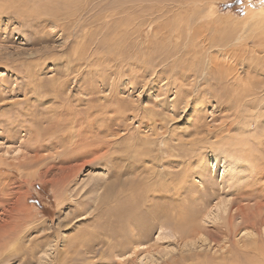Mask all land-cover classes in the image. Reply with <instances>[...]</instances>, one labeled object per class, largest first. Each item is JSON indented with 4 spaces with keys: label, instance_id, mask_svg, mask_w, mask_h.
I'll return each mask as SVG.
<instances>
[{
    "label": "rangeland",
    "instance_id": "rangeland-1",
    "mask_svg": "<svg viewBox=\"0 0 264 264\" xmlns=\"http://www.w3.org/2000/svg\"><path fill=\"white\" fill-rule=\"evenodd\" d=\"M16 1L0 0V255L36 253L5 264L98 239L73 264H263V227L238 212L264 211V0H201L196 20L143 0Z\"/></svg>",
    "mask_w": 264,
    "mask_h": 264
},
{
    "label": "bare ground",
    "instance_id": "bare-ground-1",
    "mask_svg": "<svg viewBox=\"0 0 264 264\" xmlns=\"http://www.w3.org/2000/svg\"><path fill=\"white\" fill-rule=\"evenodd\" d=\"M3 1V0H2ZM19 1V0H18ZM18 1H16V3L18 2ZM23 2V0H20L19 2ZM24 1H26V0H24ZM75 1V0H74ZM121 1H123V0H121ZM140 1V0H139ZM201 0H167V2H165L164 0H143L142 2H139V3H141V4H139V5H134L135 7H142V8H144V6H145V8H147V9H153V11H152V13L151 14H149V15H152V14H157L158 16H160L159 17V19H165V18H167V19H169V17L173 14V15H175L176 17H177V19H178V17L179 16H181L182 14L184 15V13H188V14H190V15H197L196 14V10L201 6V4H202V2H200ZM21 2V3H22ZM138 2V1H137ZM7 3V5H10V2L8 3V2H6ZM12 4H13V2H11ZM43 3V2H42ZM24 4V5H23ZM23 6H21L22 7V10H23V12H26V13H28V14H33V15H36V14H38V11H37V9H36V7H32L33 6V4H30V3H28V2H23ZM57 4V3H56ZM73 4V3H72ZM126 4H128V3H126ZM132 4V3H131ZM3 5V6H2ZM2 5H0V8H3V7H5V5L6 4H2ZM6 5V6H7ZM35 5V4H34ZM71 5V4H70ZM129 5V4H128ZM2 6V7H1ZM20 7V6H19ZM58 7V6H57ZM57 7H55V8H57ZM71 7V6H70ZM129 7V6H128ZM130 7H133V5L132 6H130ZM134 7V8H135ZM9 8V7H8ZM8 8H6V9H8ZM14 8H15V4H14ZM95 8V7H94ZM133 8V9H134ZM16 9H19V8H16ZM36 9V10H35ZM82 9V8H81ZM130 10H131V8H129ZM53 10V9H52ZM144 10H146V9H144ZM6 11V10H5ZM165 11V13H166V16H163V14H162V12H164ZM201 11V10H200ZM52 12V11H51ZM58 12V11H57ZM124 12H125V10H124ZM133 12H135L134 10H133ZM252 12H256V10H254V9H252V8H250V9H248V10H246V15H250V14H253ZM262 12V11H261ZM260 12V13H261ZM142 13H144V12H142ZM148 13H150V12H148ZM55 14H56V12H55ZM148 15V16H149ZM186 15V14H185ZM136 16H138V14L136 15ZM140 16V15H139ZM193 16V17H194ZM199 16V15H198ZM153 17H154V15H153ZM157 17V16H156ZM187 17V16H186ZM186 17H185V19H186ZM135 18H138V17H135ZM149 18V17H148ZM147 18V19H148ZM181 18H184V17H181ZM47 19V18H46ZM139 19H140V17H139ZM151 19V18H150ZM149 19V20H150ZM154 19H156V18H154ZM194 19H195V17H194ZM194 19H193V22H194ZM141 20V19H140ZM175 20V19H174ZM179 20H181V19H179ZM196 20V19H195ZM153 21V20H152ZM152 21L149 23L148 22V25L149 26H151V25H153V23H152ZM188 21H189V19H188ZM201 21V20H200ZM143 22V21H142ZM155 22H156V20H155ZM185 22V24H186V21H184ZM183 22V23H184ZM197 21H195L194 23H196ZM146 23V22H145ZM182 23V24H183ZM176 24H177V21L175 20L174 21V24H172V25H166V27L168 26L169 27V29L171 30V28H173L174 26H176ZM181 24V23H180ZM181 24V25H182ZM191 24H192V22H191ZM198 24V23H197ZM132 26H135V27H137V26H139V24H133ZM144 26V25H143ZM165 26V25H164ZM188 26V25H187ZM140 27V26H139ZM160 27V26H159ZM185 27H186V25H185ZM189 28L192 30V27L191 26H189ZM132 29H133V27H131V29L129 28V30H131V32L133 33V31H132ZM152 29V28H151ZM163 29H165V27L163 28ZM168 29V28H167ZM175 29V28H174ZM173 29V30H174ZM183 29V28H182ZM186 29V28H185ZM169 30V31H170ZM189 30V29H188ZM135 31H136V29H135ZM156 31V30H155ZM158 31V30H157ZM162 31V30H161ZM160 31V32H161ZM193 31H194V28H193ZM166 32V31H165ZM155 33V32H154ZM172 33H174L173 31H172ZM166 34H167V32H166ZM165 34V35H166ZM170 35V34H169ZM166 37V36H165ZM168 37V36H167ZM176 37L178 38V35H176ZM172 39V38H171ZM175 39V38H174ZM77 68V67H76ZM69 69V68H68ZM219 71V74L221 75V76H223V77H226V75H228L229 76V74H226L227 72H221L220 70H218ZM217 71V72H218ZM232 75V74H231ZM227 78V77H226ZM226 78H223V83L226 85V86H228V84H227V82H226ZM229 80V79H228ZM235 80H237L236 78H235ZM220 81H221V79H220ZM239 81V80H238ZM221 85V86H225V85ZM231 84V83H230ZM235 85V84H234ZM243 87V86H242ZM236 88V87H235ZM244 88V87H243ZM221 89V88H220ZM179 90V89H178ZM240 90V89H239ZM232 92V91H231ZM236 92V91H235ZM228 96L229 94H224V96ZM98 96V95H97ZM230 96V95H229ZM235 96V95H234ZM237 99V98H236ZM238 103V102H237ZM261 116V115H260ZM115 118V117H114ZM82 134V133H81ZM240 139V138H239ZM231 140V139H230ZM76 142V141H75ZM239 142V141H238ZM247 144L248 143H245V145L247 146ZM244 145V144H243ZM250 145V144H249ZM242 146V145H241ZM250 147H251V145H250ZM111 148V147H110ZM247 148H249L248 146H247ZM246 148V149H247ZM254 148V147H253ZM78 149H81L82 150V148H78ZM88 149V148H87ZM246 149H245V147H244V149L243 150H245L246 151ZM255 149V148H254ZM243 150H240V151H243ZM248 150H250V149H248ZM256 150V149H255ZM89 151H91V150H89ZM100 152V151H99ZM259 152V151H258ZM74 153V152H73ZM77 153V152H76ZM80 153V152H79ZM81 153H82V151H81ZM86 153V154H85ZM85 153H83V154H85V155H83L84 157L87 155V151L85 152ZM90 153V152H89ZM96 153V152H95ZM243 153V152H242ZM245 153V152H244ZM73 155V154H72ZM65 156V155H64ZM105 156V155H104ZM92 157V156H91ZM69 158V157H68ZM136 158V157H135ZM239 158V157H238ZM255 158H257V157H255ZM86 159V158H85ZM107 159V158H106ZM111 159V158H110ZM242 159H244V161H249V160H254V158H249L248 156H245L244 155V157H241V160ZM264 161V160H263ZM71 162V161H70ZM52 163V162H51ZM67 163V162H66ZM65 163V164H66ZM112 163V162H111ZM84 164V163H83ZM131 165V164H130ZM258 165V164H257ZM255 166V165H254ZM250 168V167H249ZM253 168V167H252ZM255 168H257L256 169V171L258 170V174L259 175H264V162H262L261 164H260V166L259 167H254V169ZM259 168V169H258ZM52 169V168H51ZM62 170H61V172H63V173H61V175H60V178H57V179H60V180H58V182H61V183H65V181L67 180V178H70V177H68V176H73V174L77 171V169H75V168H70V169H68V170H64L63 168H61ZM57 171V170H56ZM250 171H251V169H250ZM123 172V171H122ZM255 175V174H254ZM57 177H59V174H58V176ZM94 180V179H93ZM95 181V180H94ZM69 182V181H68ZM96 182V181H95ZM108 185V184H107ZM106 186V185H105ZM181 186V185H180ZM66 187V186H65ZM130 187V186H129ZM177 187V186H176ZM61 189V188H60ZM175 189V188H174ZM31 191V190H30ZM109 192V191H108ZM179 192V191H178ZM179 194V193H178ZM26 195H28V194H26ZM260 196H262V195H260ZM27 197V196H26ZM106 198V197H105ZM260 198V197H259ZM262 199V198H261ZM263 199H264V197H263ZM262 199V200H263ZM263 202V201H262ZM255 203V202H254ZM254 205V204H253ZM132 206V205H131ZM247 206V205H246ZM27 209V207L23 204V203H21V207H20V209L19 210H26ZM178 211V210H177ZM127 212V210L125 211V213ZM135 212V211H134ZM134 212H131V215L133 216V217H135V213ZM130 215V216H131ZM125 216H126V214H125ZM128 216V215H127ZM132 216H131V218H132ZM177 216V215H176ZM182 216V217H181ZM156 217V216H155ZM238 217L242 220V222L244 223V224H249L250 226H251V228L253 229L254 228V231L257 233V234H260V231L262 230H260V231H258L257 229H256V226H262L263 227V230H264V211H263V207L262 206H254L253 208H251V209H246V211H244L243 209H241V210H239V212H238ZM125 218V217H124ZM128 218V217H127ZM126 218V219H127ZM134 219L135 218H133L132 219V221H134ZM136 219H137V217H136ZM143 219V218H142ZM22 220V219H21ZM188 222H190V219H188V218H186V216L185 215H180L179 217H176V219L174 220V228H179V227H182V226H187L188 225ZM138 223V225L139 224H141L142 222L140 221V219H138V220H136L135 222H134V226H137L136 224ZM150 223V222H149ZM171 223V222H170ZM142 226H143V223L141 224ZM147 225V224H146ZM148 226V225H147ZM138 227V226H137ZM189 228V230H188V235L189 234H197L196 232H197V227H195V226H192V228H191V230H190V227H188ZM4 230V237L6 238L7 236H8V232H12L13 231V227H11V229H9L8 231L4 228V229H2V231ZM2 233H0V238H1V235H2ZM262 234H264V233H262ZM114 235H116V236H118V234L116 233V234H114ZM81 236H83V235H81ZM62 238V237H61ZM83 237H81V239H82ZM85 238V237H84ZM259 238V237H258ZM262 238V237H261ZM260 239V238H259ZM101 240V239H100ZM261 240V239H260ZM4 240H1L0 239V242H2V246L4 247V244H6V242H3ZM78 241V240H77ZM80 241V240H79ZM264 241V240H263ZM76 242V241H75ZM253 242L256 244L257 243V240H254V241H252V244H253ZM85 243H87V244H83V242H79L78 244H76L75 245V248L76 249H74L73 247H72V245H68L69 247H70V253L71 254H66V252L68 251L66 248H65V250H67V251H64L65 252V255H64V257H63V259L62 260H60V259H58V260H56L55 261V263L54 264H73V262H74V260H75V258H76V256H77V254H79L80 253V250H79V248H78V246H82V247H84L86 250H88V249H90L92 246H94V245H99L100 243H104V241L103 240H101V241H99V239L97 240V242H88V241H86ZM258 244V243H257ZM262 245H263V243H262ZM16 246V245H15ZM36 246V245H35ZM17 247V246H16ZM72 247V248H71ZM258 247V246H257ZM259 247H261V246H259ZM264 247V246H263ZM18 248H20V247H18ZM78 248V249H77ZM84 248H82L83 250H84ZM15 249V248H14ZM261 249V248H260ZM47 250V249H46ZM54 251V250H53ZM96 253H98L97 252V250L95 251ZM257 252V251H256ZM35 253L36 252H33V250H32V248L30 249V248H28V250H26V251H24V255H17L16 253H14V254H11V253H9V254H7L5 257H2V256H4L5 254H3V255H0V258H5V260H3L2 259V261H0V263L1 264H5V263H7V262H9V261H13V259H17V258H19V257H23V258H28L29 259V261L32 259V257H34V255H35ZM134 253V252H133ZM48 254V253H47ZM90 254V253H89ZM262 257H260V259H261V261H263V264H264V253L262 252ZM37 258V257H36ZM59 258V257H58ZM20 260V262L22 261V258L21 259H19ZM34 260V259H33ZM35 260H37V259H35ZM11 261V262H12ZM19 262V263H20ZM44 262L45 261H39L38 262V264H44ZM208 262H211V263H214V264H216L215 262H212V261H208Z\"/></svg>",
    "mask_w": 264,
    "mask_h": 264
}]
</instances>
